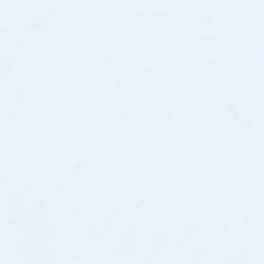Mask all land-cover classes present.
Segmentation results:
<instances>
[{
	"label": "snow or ice",
	"instance_id": "snow-or-ice-1",
	"mask_svg": "<svg viewBox=\"0 0 264 264\" xmlns=\"http://www.w3.org/2000/svg\"><path fill=\"white\" fill-rule=\"evenodd\" d=\"M0 264H264V0H0Z\"/></svg>",
	"mask_w": 264,
	"mask_h": 264
}]
</instances>
